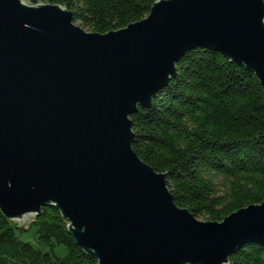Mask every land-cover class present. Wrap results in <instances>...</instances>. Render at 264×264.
Wrapping results in <instances>:
<instances>
[{
  "label": "water",
  "instance_id": "water-1",
  "mask_svg": "<svg viewBox=\"0 0 264 264\" xmlns=\"http://www.w3.org/2000/svg\"><path fill=\"white\" fill-rule=\"evenodd\" d=\"M194 47L252 72L264 96V0H154L102 33L59 3L0 0L1 212L23 227L56 207L96 264H228L264 247V200L199 219L132 148L130 115Z\"/></svg>",
  "mask_w": 264,
  "mask_h": 264
},
{
  "label": "trees",
  "instance_id": "trees-1",
  "mask_svg": "<svg viewBox=\"0 0 264 264\" xmlns=\"http://www.w3.org/2000/svg\"><path fill=\"white\" fill-rule=\"evenodd\" d=\"M40 1L66 6L74 22L102 33L144 17L154 0ZM130 118L133 150L166 172L175 203L195 217L221 220L264 200V96L249 70L214 50L191 48L151 105L138 107ZM0 264L96 260L75 243L59 210L47 205L23 227L0 210ZM228 264H264V247L243 244Z\"/></svg>",
  "mask_w": 264,
  "mask_h": 264
},
{
  "label": "built area",
  "instance_id": "built-area-1",
  "mask_svg": "<svg viewBox=\"0 0 264 264\" xmlns=\"http://www.w3.org/2000/svg\"><path fill=\"white\" fill-rule=\"evenodd\" d=\"M28 1H30V2H39L40 0H36V1H33V0H28Z\"/></svg>",
  "mask_w": 264,
  "mask_h": 264
},
{
  "label": "rangeland",
  "instance_id": "rangeland-1",
  "mask_svg": "<svg viewBox=\"0 0 264 264\" xmlns=\"http://www.w3.org/2000/svg\"><path fill=\"white\" fill-rule=\"evenodd\" d=\"M75 23H77V22H75ZM78 24V23H77ZM219 187V186H218Z\"/></svg>",
  "mask_w": 264,
  "mask_h": 264
}]
</instances>
